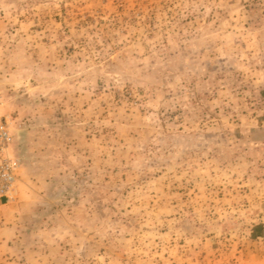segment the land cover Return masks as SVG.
I'll return each mask as SVG.
<instances>
[{
	"label": "rangeland",
	"instance_id": "1",
	"mask_svg": "<svg viewBox=\"0 0 264 264\" xmlns=\"http://www.w3.org/2000/svg\"><path fill=\"white\" fill-rule=\"evenodd\" d=\"M0 114V264H264V0H0Z\"/></svg>",
	"mask_w": 264,
	"mask_h": 264
},
{
	"label": "built area",
	"instance_id": "2",
	"mask_svg": "<svg viewBox=\"0 0 264 264\" xmlns=\"http://www.w3.org/2000/svg\"><path fill=\"white\" fill-rule=\"evenodd\" d=\"M11 142L9 123L0 114V199L11 193L17 179V162L9 152Z\"/></svg>",
	"mask_w": 264,
	"mask_h": 264
}]
</instances>
